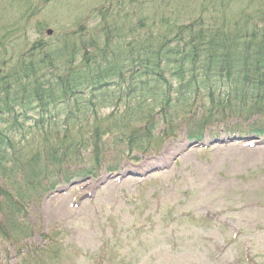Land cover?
Here are the masks:
<instances>
[{
    "label": "trees",
    "instance_id": "trees-1",
    "mask_svg": "<svg viewBox=\"0 0 264 264\" xmlns=\"http://www.w3.org/2000/svg\"><path fill=\"white\" fill-rule=\"evenodd\" d=\"M116 1L18 55L0 51V264H11L8 244L14 264L67 263L52 239L21 247L35 234L30 204L61 176L93 175L112 138L133 152L160 125L167 138L185 123L201 141L232 119L264 133V0ZM110 248L92 264H122Z\"/></svg>",
    "mask_w": 264,
    "mask_h": 264
},
{
    "label": "rangeland",
    "instance_id": "rangeland-1",
    "mask_svg": "<svg viewBox=\"0 0 264 264\" xmlns=\"http://www.w3.org/2000/svg\"><path fill=\"white\" fill-rule=\"evenodd\" d=\"M111 1L0 0V51L7 46V56L18 55L41 38L93 22ZM253 122L214 125L201 141L191 140L185 123L167 138L160 125L153 143L133 152L112 138L106 163L93 175L61 176L54 190L31 202L35 234L21 247L52 239L66 264H92L107 241L108 262L121 253L122 264H264V133H248ZM181 142L187 145L173 148ZM6 249L16 263L18 247Z\"/></svg>",
    "mask_w": 264,
    "mask_h": 264
},
{
    "label": "bare ground",
    "instance_id": "bare-ground-1",
    "mask_svg": "<svg viewBox=\"0 0 264 264\" xmlns=\"http://www.w3.org/2000/svg\"><path fill=\"white\" fill-rule=\"evenodd\" d=\"M181 145H178V144H174L173 145V148H176L177 150H180V149H182V148H184L186 145H187V143L186 142H181L180 143ZM170 153V148H168L165 152H163V156H166V155H168ZM107 177V175H104V176H101L100 177V179H104V178H106Z\"/></svg>",
    "mask_w": 264,
    "mask_h": 264
},
{
    "label": "water",
    "instance_id": "water-1",
    "mask_svg": "<svg viewBox=\"0 0 264 264\" xmlns=\"http://www.w3.org/2000/svg\"><path fill=\"white\" fill-rule=\"evenodd\" d=\"M49 33H52V31H51V30H49Z\"/></svg>",
    "mask_w": 264,
    "mask_h": 264
}]
</instances>
